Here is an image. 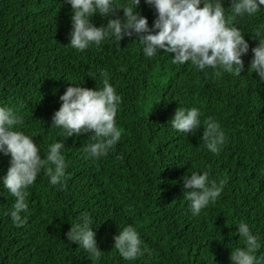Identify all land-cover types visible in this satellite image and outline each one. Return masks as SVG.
<instances>
[{
  "label": "trees",
  "instance_id": "trees-1",
  "mask_svg": "<svg viewBox=\"0 0 264 264\" xmlns=\"http://www.w3.org/2000/svg\"><path fill=\"white\" fill-rule=\"evenodd\" d=\"M139 8L152 26L154 7L141 0ZM93 22L106 20L97 15ZM234 23L250 45L245 68L217 78L211 67L174 63V53L145 56L135 36L110 37L83 51L71 47L67 0H0V106L23 113V130L42 156L63 140L67 163L62 185L50 184L42 170L29 187L22 226L9 214L15 197L0 184V264H231L232 248L245 246L241 220L264 245V82L250 68L264 9ZM105 71L122 96L121 139L106 157L93 159L84 150L92 133L65 137L51 127L52 117L71 83L102 87ZM178 107H198L202 121L211 116L221 123L226 143L219 154L205 147L203 125L195 134L172 126ZM10 159L0 153V178ZM205 170L224 181V190L193 216L183 177ZM85 214L93 220L99 260L66 235ZM128 224L149 249L135 260L114 248V236ZM256 254L264 255V246Z\"/></svg>",
  "mask_w": 264,
  "mask_h": 264
},
{
  "label": "clouds",
  "instance_id": "clouds-1",
  "mask_svg": "<svg viewBox=\"0 0 264 264\" xmlns=\"http://www.w3.org/2000/svg\"><path fill=\"white\" fill-rule=\"evenodd\" d=\"M71 5L70 42L68 45L83 51L93 45H100L108 38L121 41L135 36L143 46L145 56L152 58L165 52L174 53V63L191 64L198 70L213 68L215 77L224 73L239 76L245 68L242 57L249 53L250 45L245 34L234 21L245 16L252 17L264 9V0H231L226 10L225 0H144L154 7L156 18L149 25L148 18L139 8L141 0H67ZM123 10V16L118 13ZM105 18L106 23L97 26L94 16ZM115 17V18H112ZM251 48L253 53L250 68L264 82V23L254 29ZM103 86L88 88L82 84H70L60 96L61 106L52 117V126L62 128L65 137L92 133L94 141L84 150L93 159L106 157L121 139L117 125V114L122 96L110 83V74L103 72ZM198 107H178L172 126L181 132L195 134L204 126L205 147L219 154L226 143V133L214 117L201 120ZM23 113L10 106H0V153L10 155L7 173L0 178V184L15 197L9 214L16 226L27 222L24 213L29 208L28 189L41 171H46L52 185H62L66 176L67 163L64 155L65 143L57 140L48 145L46 156L34 142L32 135L23 130ZM54 165V167H53ZM183 195L189 201L193 216L213 203L224 190V181L212 179L210 172L193 171L183 177ZM92 218L85 214L71 225L66 233L70 241L78 242L96 260L101 258ZM238 233L244 238L245 246L232 248L231 264H264V255L257 256L262 246L259 233L241 220ZM114 248L126 260H135L148 251L137 227L128 224L114 236Z\"/></svg>",
  "mask_w": 264,
  "mask_h": 264
}]
</instances>
